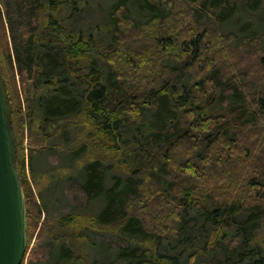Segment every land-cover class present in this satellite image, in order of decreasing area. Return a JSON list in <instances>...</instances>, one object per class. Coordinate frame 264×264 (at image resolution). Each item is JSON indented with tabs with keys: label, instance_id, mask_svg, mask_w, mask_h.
<instances>
[{
	"label": "trees",
	"instance_id": "obj_1",
	"mask_svg": "<svg viewBox=\"0 0 264 264\" xmlns=\"http://www.w3.org/2000/svg\"><path fill=\"white\" fill-rule=\"evenodd\" d=\"M185 1L138 0L151 14L137 21L126 0H115L103 24L86 28L76 27L83 0H41L42 20L17 51L16 70L0 31L28 211L21 264L27 257L28 264H46L35 257L38 246L31 248L36 207L50 211L63 198V191L55 194L57 186L74 175L89 206L44 218L51 264H102V245L93 234L107 229L131 243L117 249L121 261L104 264H195L208 246L219 251L222 264H264L258 237L264 227V142L252 141L254 132L264 131V92L261 100L250 98L236 78L240 63L231 65L232 76L224 74L217 57L227 54L220 46L216 57L209 34L210 23L232 18L238 1L190 0L180 8ZM263 1L247 4L258 8ZM185 13L192 26L183 30ZM256 20L264 27L263 17ZM56 139L67 141L61 151L71 154V171L35 167L45 146L58 150ZM27 165L33 179L44 178L39 193ZM194 231L205 247L187 243ZM149 242L164 243L167 253L157 255ZM180 245L191 251L186 261Z\"/></svg>",
	"mask_w": 264,
	"mask_h": 264
},
{
	"label": "rangeland",
	"instance_id": "obj_2",
	"mask_svg": "<svg viewBox=\"0 0 264 264\" xmlns=\"http://www.w3.org/2000/svg\"><path fill=\"white\" fill-rule=\"evenodd\" d=\"M83 1L84 3L80 4V12L78 15V19L76 20V27L83 26L87 28V24H103L108 17L109 12L112 10L113 2L115 0ZM126 1L129 6V14L133 16L137 21L146 20L151 14L148 8L141 7L137 3L138 0ZM188 1L190 2V0H187V2ZM237 1V10L234 12L232 18L224 23L218 24L219 26L215 25L214 23H210V25L214 27H210L211 33L209 34H211V37L213 39L212 41L216 57L220 46H222L223 53L225 52L227 54L225 56L221 53L217 57L219 66L222 67L221 69H223L222 71L224 72V74L227 76H232L234 74V72H232L234 69H231L229 71L230 67H232L231 65L240 63V66H237L238 70L236 73V78L243 83L244 87H246L250 98L252 99L253 97H255L257 101L258 99L261 100L262 93L264 92V27H262V25L257 26L258 23L256 18L257 16H259L260 18H264V1L261 2L258 8H250L247 4V0ZM187 2L185 1L183 5L180 6V8H184L187 5ZM39 5H41V0H0V8L3 11L4 15L3 18H0V31L3 39H6L8 41L11 54L15 62V70L17 69V51H22V49L24 48L22 46L25 44L24 40L27 37V33L34 30L38 25V21L42 20L44 11L42 8H39ZM185 15L188 16L185 23L183 21L180 22L181 25L183 24V30L192 26L191 15H187V13H185ZM216 27H218L219 29H217ZM183 32L179 35L182 36ZM208 61L205 60L204 64L207 65ZM17 79L19 81V75H17ZM260 91L262 93H260ZM254 133L255 134L252 137V141L257 143H260L262 141L264 142L263 130H259V132ZM54 142L59 145L58 150H54L53 148L44 145V151L40 154V157L36 159L35 167L38 169L42 167L45 171L56 173L60 170L71 171V157H69V155L71 154H64L61 151L62 146L67 141L56 139ZM240 143L247 144L248 142L245 139H241ZM39 144L40 143L38 142V144H36V147H38ZM23 145L25 154L28 155L31 146L28 132H26L25 134ZM190 146L191 144L189 142L187 146H182L181 151L184 152V154L188 153L186 152V149H188ZM27 173L30 177V181L33 183L35 192L39 193V191L43 188L44 178L35 177V179H33L32 176H30L31 174L28 165ZM230 177H234V175L232 174ZM209 179L211 180V178ZM209 187L217 191V187L213 185H209ZM62 191L64 192L63 198L59 200V203L50 205V211L47 210L46 212L43 211L44 209H42L41 213L40 207H36V212L38 213V217L40 218L36 222L33 229L31 248L35 247L36 245L38 246V251L35 257L40 259L42 258L43 262L46 264H51L50 260L52 242L48 238L45 225L42 224L44 218L49 217L51 219L55 215H58L57 213L70 212L73 210L84 211L89 206L88 198L83 191L81 187V181L77 176L74 175L67 177L61 184L57 186L55 194L59 196ZM175 209L178 210L177 208ZM48 212L52 214L48 216ZM152 214H154L152 211L148 213L149 216H152ZM192 225L193 224H191V227H193ZM193 233V239L187 243L192 244L193 242L196 243V245L199 247H205L206 241L202 234L197 231H194ZM260 233L261 234H259L258 237L260 239V242H262L264 245V227L261 228ZM93 236V238L102 245V255L99 254L98 256L99 259L102 260V264H104V261H106L107 263L113 261H121V259H116L117 249L122 247H129L131 243L128 238L125 235L121 234L117 229L103 230L100 233L93 234ZM163 241L167 243L169 239L166 238ZM225 243H227V241H225ZM137 244L140 246H144V244L142 243ZM151 244L153 243H147L148 246H151ZM152 246L155 248L157 255L161 253H167L164 243H159L157 245L153 244ZM186 246L187 245H180L179 247L181 249L184 247L183 249H185L184 251H186L183 256L184 261H186L187 259V254L191 252L186 249ZM35 249L37 250L36 247ZM147 259L152 260L151 257H148ZM156 261L157 259L155 260V262ZM28 263L29 260L27 257L25 264ZM195 264H222V256L219 254L218 250H214L213 248L208 246L205 249L204 253L198 256Z\"/></svg>",
	"mask_w": 264,
	"mask_h": 264
},
{
	"label": "water",
	"instance_id": "obj_3",
	"mask_svg": "<svg viewBox=\"0 0 264 264\" xmlns=\"http://www.w3.org/2000/svg\"><path fill=\"white\" fill-rule=\"evenodd\" d=\"M28 211L16 130L0 58V264H21L28 248Z\"/></svg>",
	"mask_w": 264,
	"mask_h": 264
}]
</instances>
